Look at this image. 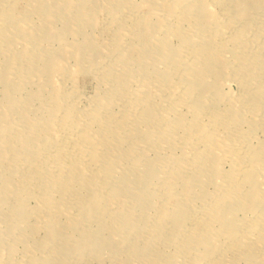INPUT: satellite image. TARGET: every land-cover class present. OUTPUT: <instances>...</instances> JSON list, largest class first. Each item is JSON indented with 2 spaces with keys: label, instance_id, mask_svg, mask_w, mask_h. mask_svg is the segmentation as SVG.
I'll use <instances>...</instances> for the list:
<instances>
[{
  "label": "rangeland",
  "instance_id": "obj_1",
  "mask_svg": "<svg viewBox=\"0 0 264 264\" xmlns=\"http://www.w3.org/2000/svg\"><path fill=\"white\" fill-rule=\"evenodd\" d=\"M0 264H264V0H0Z\"/></svg>",
  "mask_w": 264,
  "mask_h": 264
},
{
  "label": "bare ground",
  "instance_id": "obj_2",
  "mask_svg": "<svg viewBox=\"0 0 264 264\" xmlns=\"http://www.w3.org/2000/svg\"><path fill=\"white\" fill-rule=\"evenodd\" d=\"M181 6V5H180ZM183 12V11H182ZM2 17L5 19L6 18V14H2ZM138 20V19H137ZM10 21V20H9ZM140 23V22H139ZM140 26V25H139ZM2 27V26H1ZM141 30V29H140ZM2 34V33H1ZM115 127V126H114ZM121 137V136H120ZM263 144V143H262ZM263 157V156H262ZM30 165V164H29ZM248 174H250V173H248ZM253 176H254V174H252ZM251 175V176H252ZM244 176H247L246 174H244ZM243 176V177H244ZM253 178V177H252ZM244 179V178H243ZM24 180V179H23ZM252 180V179H251ZM110 181L111 180H109V179H107V178H104L103 177V184H106V185H109L110 184ZM248 183H249V185H250V182L249 181H247ZM22 183H23V181H22ZM255 184V183H254ZM252 187V186H251ZM238 190H236V192H237ZM254 192V191H253ZM253 199H255V198H253ZM249 200V199H248ZM256 201V200H255ZM221 203V202H220ZM213 208L216 210V208H217V203H215L214 204V206H213ZM246 209V208H245ZM188 212V211H187ZM95 213V212H94ZM96 216H97V218L96 219H98V220H100L101 219V217H100V215H99V211H97V214H96ZM112 219H113V221H119V224H120V226H121V228H123L124 229V224H125V221H124V219H123V217L122 216H120V215H115V214H112ZM158 231H157V233H160V230L162 229V227H160V225L158 226ZM191 234V233H190ZM194 239V238H193ZM190 241H191V239H190ZM196 246V245H195ZM199 246V245H198ZM86 249V248H85ZM82 251V250H81ZM81 251H79V252H81ZM81 254V253H80ZM258 256V255H257Z\"/></svg>",
  "mask_w": 264,
  "mask_h": 264
}]
</instances>
